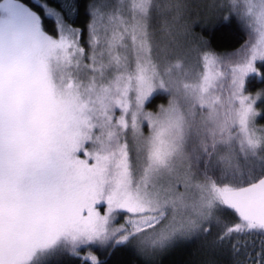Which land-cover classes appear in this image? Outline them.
<instances>
[{
    "label": "snow or ice",
    "instance_id": "6c2138e0",
    "mask_svg": "<svg viewBox=\"0 0 264 264\" xmlns=\"http://www.w3.org/2000/svg\"><path fill=\"white\" fill-rule=\"evenodd\" d=\"M254 84L264 0H0V264H264Z\"/></svg>",
    "mask_w": 264,
    "mask_h": 264
},
{
    "label": "trees",
    "instance_id": "16d2710c",
    "mask_svg": "<svg viewBox=\"0 0 264 264\" xmlns=\"http://www.w3.org/2000/svg\"><path fill=\"white\" fill-rule=\"evenodd\" d=\"M84 16L80 17V21H83ZM76 26H80L78 22ZM246 37H235L229 35L228 29H221L216 33L215 39L213 41L214 46L218 50H223L225 48L232 49L243 43V39ZM260 88H264L262 84H254L249 87V92L255 93ZM156 103H165V100L157 99ZM257 110H264V104L258 102ZM119 114V113H118ZM257 123L264 126V118H257ZM201 241H192L181 248L177 249L164 259V264H204L205 261H213L214 264H230L228 256H212L206 253L201 247ZM96 255H100L99 251L95 248L91 249ZM135 257L126 255L122 252H118L114 257L111 258L110 264H129L130 261H134ZM48 264H79L67 256L61 258H53Z\"/></svg>",
    "mask_w": 264,
    "mask_h": 264
},
{
    "label": "rangeland",
    "instance_id": "374dc122",
    "mask_svg": "<svg viewBox=\"0 0 264 264\" xmlns=\"http://www.w3.org/2000/svg\"><path fill=\"white\" fill-rule=\"evenodd\" d=\"M256 107H257V106H256ZM117 115H119V114L117 113ZM257 126H261V125L257 123Z\"/></svg>",
    "mask_w": 264,
    "mask_h": 264
}]
</instances>
